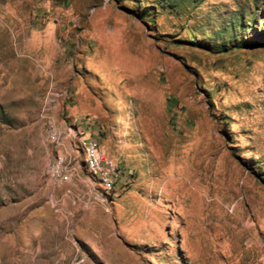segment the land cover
<instances>
[{"label": "rangeland", "instance_id": "obj_1", "mask_svg": "<svg viewBox=\"0 0 264 264\" xmlns=\"http://www.w3.org/2000/svg\"><path fill=\"white\" fill-rule=\"evenodd\" d=\"M0 264H264V0H0Z\"/></svg>", "mask_w": 264, "mask_h": 264}, {"label": "built area", "instance_id": "obj_2", "mask_svg": "<svg viewBox=\"0 0 264 264\" xmlns=\"http://www.w3.org/2000/svg\"><path fill=\"white\" fill-rule=\"evenodd\" d=\"M68 131L71 132L70 129ZM71 133L73 136H79L76 150L81 153L82 164L92 181L105 193L112 191L117 183L123 179L122 168L103 154L97 140L91 135L87 134L82 137V134L78 133L75 128ZM46 139L52 144H57L59 134L53 127H49L46 131ZM72 171L73 169L69 167L68 163H64L62 158H57L48 173L53 180L65 182L71 177Z\"/></svg>", "mask_w": 264, "mask_h": 264}]
</instances>
